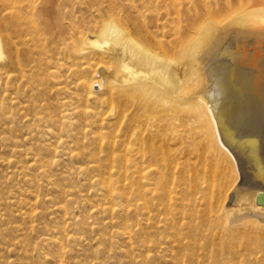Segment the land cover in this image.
Segmentation results:
<instances>
[{"label": "bare ground", "instance_id": "1", "mask_svg": "<svg viewBox=\"0 0 264 264\" xmlns=\"http://www.w3.org/2000/svg\"><path fill=\"white\" fill-rule=\"evenodd\" d=\"M29 1L38 8V20L26 22L34 45L41 42L38 47L43 49L46 36L55 37L63 29L58 16H53L60 11L58 0ZM116 14L107 11L103 22L78 36L65 53L77 67L85 61L77 70V90L106 108L102 119L108 131L102 146L110 154L123 155L121 160L113 157L117 164L110 167L115 170L98 171L94 185L104 202L95 201L87 216L78 215L77 208L53 207L52 214L61 212L71 223L49 234L44 229L47 235L32 251L40 256L39 264H68L69 244L81 245L87 234H70L74 225L99 233L113 224L110 220L120 212V176L132 184L126 186L132 188L125 200H133L128 212L136 214L137 222L119 227L112 235L135 244L138 264H158L162 252L169 264H264V0H122ZM182 14L185 30L170 39L173 17ZM1 15L0 31L9 30ZM5 44L9 46V39L1 34L0 57L10 50ZM98 59L103 66L94 64ZM97 70L101 79L93 84L90 76ZM95 88L103 91L100 96ZM84 113L95 116L89 110ZM112 132L117 134L112 136ZM74 194L66 190L70 200ZM38 203L37 196L33 201L7 197L1 205L15 207L20 215L34 220L39 215ZM100 213L110 214L99 222L90 220ZM12 229L0 236L1 242ZM34 230L26 223L15 229ZM12 240L2 244L17 248L26 243L24 238ZM104 241H99L97 251ZM40 244L55 247V254L40 251L44 249ZM23 254L26 257L27 250ZM7 259L2 264H10Z\"/></svg>", "mask_w": 264, "mask_h": 264}, {"label": "rangeland", "instance_id": "2", "mask_svg": "<svg viewBox=\"0 0 264 264\" xmlns=\"http://www.w3.org/2000/svg\"><path fill=\"white\" fill-rule=\"evenodd\" d=\"M109 1L110 0H58V7L60 8L58 15H53L54 13H49V15L58 16L57 19L61 22L63 29L62 32L61 30H59V33L57 32L58 34H56L55 37L46 36L48 40L44 41V48L42 49L41 47H38L41 42L38 43V46L34 45L33 37L30 34L29 24L27 23L32 20H38V18L35 16L38 15V8L35 6L32 7L29 0H5V2L4 0H0V8L3 7L0 9V14H2L1 16L5 19L7 25L9 26V30H1L0 35L2 34V36H5L9 39V46L5 44L4 48L10 49L8 51L6 50L7 53H5L6 51L4 52L7 55L3 54V56L0 57V173L2 172L0 174V236L4 232L7 233V231H10V229L13 228L10 232L11 237L9 236L8 239L4 242H1L0 240L1 264V261L6 260L7 258V260L10 261V264H25V262L26 264H34L35 262L36 264H39V261L41 259L40 256L37 254V252L33 253L32 251L35 247L38 246L40 238L51 233V231H58L59 229H62L64 226L66 227L71 223L68 217L66 218V216L64 214L62 215L61 212L52 214V211L56 206H66V208H70L75 211L78 209L76 211L78 215L81 213V215L87 216L92 211L91 206L95 204V201L101 200L102 202H104V197L102 195L97 196L96 194L98 186L94 185V180L98 177V171H106L107 173H109L110 170H115V168L111 169L113 167H110L111 165L117 164V162L113 161V157L121 160L119 157L123 154L120 153L119 156H117V153L110 154L102 146V142L105 140V133L106 131H108V129L105 128V123L102 119L104 117L103 113L104 111H106V108L102 107V105L99 106L95 102L88 101L86 99V95H83L79 90H77V70L80 69L82 63H84L85 61L79 62V65L77 67L73 57L66 54L65 51L78 36H81L83 33L90 31V29H92V26H97L102 23L103 19L106 18L105 13L107 11L114 10L115 12H117V14L119 13L120 3L122 2V0ZM149 12L150 11H148V13ZM23 13L26 14H24L25 17L23 16ZM7 14H9L11 17ZM18 14H20L19 17H21L20 20L18 19ZM25 25L27 26L25 27ZM184 25L185 16L183 14L173 17L172 30L169 33V35L171 36L170 39L176 37L177 34L182 33L185 30ZM222 26H224V24ZM27 27L29 30H27ZM10 28H12V30ZM2 31H4L3 33L5 35L1 33ZM28 33L29 35H27ZM57 35L59 37H56ZM3 39L4 41L6 40L4 37H2V40ZM50 39H52V42ZM8 52H10L11 54ZM55 53H57V56L53 59L51 55L53 56V54ZM12 57L14 59H12ZM8 58H10V61ZM35 58H39L40 60L38 59L35 61ZM1 59L3 60L1 61ZM4 60L5 62H3ZM11 60H13V62ZM6 61L8 64L6 63ZM37 61L38 63H35ZM94 64H97V66L104 65V63L99 59L95 60ZM39 66L43 67H41L43 69V72L41 68H38ZM98 72L99 71L97 70L90 76V80L93 82V84L95 83V81L98 82V80L100 81L101 79V75ZM96 74L98 76H96ZM37 85H40L41 87H37ZM46 86L47 89L45 90ZM95 87H97V85ZM96 89L97 88H95V92L100 96L103 91H99V89ZM12 91L13 93H15L11 94ZM36 97L39 98L38 101ZM78 104L81 107H78ZM85 110L94 112L95 116L85 114ZM40 112L42 114H40ZM60 118L61 120L58 121V119ZM30 120H33L32 122L35 121L34 124H32ZM81 120L82 122L80 123ZM22 121H25L26 123L23 122L22 124ZM84 124L85 129L83 127ZM1 127L4 130H1ZM8 131H10L9 134H6L8 133ZM116 134L117 132H112V136H115ZM22 137L24 139H22ZM10 138H13L12 141ZM13 141H16L15 145H13ZM43 143L45 144V146ZM36 148L38 149V151H36ZM63 149L65 152L63 151ZM127 157L133 158L134 156L133 154H128ZM3 161H10V163L8 164L7 162L4 164V166H2ZM84 161L86 163H84ZM33 163H36V166H34ZM122 163L124 164L123 160ZM6 165H10L9 167L11 168ZM32 175H35V177H33ZM48 177H50L52 182L54 181V185H50ZM6 180H8V182ZM36 182L37 184L35 185ZM37 185H39L38 187L40 189H38ZM128 185L132 184L124 180V178L120 176L119 186L120 194L122 197L119 200L120 203L118 207L120 212L117 218H113L110 220L111 223H113L112 225L105 227V229L103 231H100L99 233L92 232L91 230L89 231L88 227L83 225H74L71 231H69L70 234L76 235L77 237L79 236L80 232L84 233V235L86 233L87 234L85 235L86 239L81 243V245L77 242H71L69 244L68 249H71V254L66 260L68 264H138L135 244L131 246L130 241L124 238V236L116 237L112 235V231L118 229L119 227H124L126 226V224H130L133 226L137 222L136 214L133 212H128L131 207L133 208V200L131 198L129 200H125L131 195L130 188L132 187L127 188L126 186ZM22 186H24V188ZM69 189L75 192V194L71 196V200L66 195V190L68 191ZM87 194L88 196H86ZM51 195H54L53 197L55 199ZM34 196H37L39 199L38 207L35 209L36 211H38L39 215L34 220H30L25 215H20L15 207L8 206V209V207L6 208V206L1 205V203L7 197H18L26 199L28 201H33ZM50 199H52V202H50ZM56 200L58 203H56ZM44 210L46 211V213L44 212ZM7 212L10 215L7 214ZM109 214L100 213L90 220L99 222L101 218L107 217L109 216ZM46 219L49 221H47ZM108 220L109 219L105 221ZM13 221L16 223H14ZM45 221L47 222L45 223ZM23 223H26L28 226L33 225L35 227L34 232H16V226L18 227V225H21ZM42 223H45L46 225ZM8 226H10L11 228ZM44 229L47 234L46 232H44ZM88 234L90 235L88 236ZM14 237H17V239L24 238L27 244L25 243L24 246H19L17 248L15 247L16 249L12 246H6L5 244H2H9L11 243L10 240L12 239V242H15L17 239H15ZM103 239H105V241L101 245L102 250L97 251L96 248H98V243ZM31 242H34L33 245ZM39 247L44 248L40 251L54 253L56 250V248L53 246H42L40 244ZM82 247H85L86 250ZM18 249L20 250L17 251ZM26 250L27 259L23 254V252ZM6 251H8V254H5L7 253ZM162 253L165 255V252ZM162 253L157 258L158 264H169L167 261H165L164 255ZM95 257L98 259H96ZM105 260L108 263H106ZM71 261H73L74 263Z\"/></svg>", "mask_w": 264, "mask_h": 264}]
</instances>
